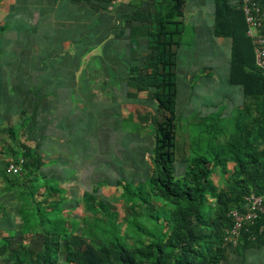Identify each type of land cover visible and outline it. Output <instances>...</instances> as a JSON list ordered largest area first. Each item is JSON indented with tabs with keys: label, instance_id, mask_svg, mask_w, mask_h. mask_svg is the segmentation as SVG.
Wrapping results in <instances>:
<instances>
[{
	"label": "crops",
	"instance_id": "crops-1",
	"mask_svg": "<svg viewBox=\"0 0 264 264\" xmlns=\"http://www.w3.org/2000/svg\"><path fill=\"white\" fill-rule=\"evenodd\" d=\"M137 1L141 0H0V198L21 194L6 178L12 177L7 173L11 163H22L23 175L30 176L35 190L33 202L23 196L35 211L40 234L50 228L45 220L50 216L72 232L83 233L88 225L79 226L72 220L77 216L73 213L81 206L101 208L104 197L97 193L104 187L125 185L126 170L137 174L136 151L119 154L122 147L128 150V144L117 139L120 149L106 148L126 118L113 87H127L129 80L111 63L109 44L114 41L116 50L131 38L123 9L135 7ZM102 8L107 10L98 11ZM93 31L98 41L90 43ZM213 37V42L208 37L209 55L221 57L219 40L227 37L217 33ZM228 40L232 56V40ZM121 54L125 57V51ZM213 65L218 86L228 80L229 86L238 88L239 113L245 112L249 101L243 86L230 83L231 61L228 69L218 62ZM124 94L128 97V92ZM7 215L0 224V241L17 234ZM9 232L15 233L9 236ZM254 253L260 257L254 264H264V246L240 249L225 262L252 264L249 255Z\"/></svg>",
	"mask_w": 264,
	"mask_h": 264
},
{
	"label": "trees",
	"instance_id": "trees-1",
	"mask_svg": "<svg viewBox=\"0 0 264 264\" xmlns=\"http://www.w3.org/2000/svg\"><path fill=\"white\" fill-rule=\"evenodd\" d=\"M150 2L149 13L143 4L126 16L125 27L131 29V38L135 39V46H129L131 57L136 59V43L146 27H133L128 21L140 18L143 21L146 12L158 16L156 29L146 31L153 42L155 75L149 79L140 75L139 79H131L137 88L136 94L131 96L137 97L138 93L155 88L157 112L166 116L154 122L155 174L148 180L149 193L145 194L144 185L133 187V179L121 186L127 196L138 198L136 207L139 201L148 205V219L158 221L166 217L167 223L152 228L137 220H126L139 237L138 244L131 247L110 225L98 226L101 233L97 239L91 229L74 233L62 222L48 218L45 220L51 226L43 231L39 241L26 242L21 233L1 239L0 264H222L240 249L264 246V215L242 231L236 247L225 243L226 230L233 222L231 211H243L246 197L251 193L264 194V150H260L264 144V77L256 68L244 14L237 9L238 3L234 6L229 0H216V33L232 40L230 83L243 86L249 105L245 112L238 113L236 134L219 148L211 149L207 157L193 160L186 176L179 179L173 168L178 95L175 68L186 0H163L157 5ZM101 10L107 9L98 11ZM131 71L137 69L132 67ZM230 163L235 164L234 181H228L218 192L210 177L215 169L222 167L224 170ZM30 166L26 164L27 169ZM6 179L14 188H23L21 197L30 196L33 202L34 182L29 175ZM207 195L212 196L215 203L206 212ZM152 197L174 207L168 217L151 207L149 199ZM101 209L112 224L118 221L109 205L103 204Z\"/></svg>",
	"mask_w": 264,
	"mask_h": 264
},
{
	"label": "rangeland",
	"instance_id": "rangeland-1",
	"mask_svg": "<svg viewBox=\"0 0 264 264\" xmlns=\"http://www.w3.org/2000/svg\"><path fill=\"white\" fill-rule=\"evenodd\" d=\"M229 1L235 6L238 0ZM149 2L157 5L163 3V0H141L137 1V6L134 3L135 7H128L123 10L126 12V15L129 16L132 10H137L144 4L143 7L148 8L149 13ZM215 7L216 0H186L184 8L185 16L182 19V26L180 27L182 35L180 37V47L177 52V64L175 68L178 95L175 159L173 163V168L175 170L174 174L179 179H183L186 176L188 168L193 160L202 156L207 157L211 149L219 148L236 134L237 117L242 108L240 105L242 97H240L241 99L238 97V93H240L238 88L229 86L228 80L226 84L223 85V83H219L218 86V82L215 80L216 72L212 69H215L213 64L216 62L221 64L220 68L228 69L230 68L231 61V44L228 40L230 38L219 40L223 43L222 51L226 53V55H223V52L221 57L209 55V49L207 47L209 42L208 37L211 39V42H213L212 37L216 34V20L214 17ZM148 13L146 12L143 21H141L140 18L128 22L132 23L133 27H143V29L146 27V31L147 29L154 31L156 29L158 16L155 15V13L153 15H148ZM99 25L100 24H96L95 27L98 28ZM93 26L94 25L90 28H93ZM146 31H143V36H140L136 43L138 45L136 47L138 50L137 59L132 58L129 51L130 45L135 46V39H126L122 45L115 47L116 50L113 49V47L116 46L114 45V41L109 44V48H111V63L117 66L120 73L125 74V76L126 74L133 76H129V83L131 81L129 86L116 89L113 87V93H116L118 97L122 99L123 106L121 110L125 112L124 115L126 118L121 120L123 123L122 130L113 135L112 138L110 136L111 142L106 144L107 149H120L121 147L118 145L117 141H115L120 139L123 141L124 146L125 144L129 145L128 150H125L123 147L120 149V155L126 153L125 151H136V162L139 165L137 174L129 169L126 170L125 176H127V180L133 179V187L139 186V184L144 185L146 188L144 190L146 191L145 194L149 193L148 180L155 174L154 157L156 133L154 122L157 119L162 121L164 116H166V114L163 116L161 113L157 112L155 88H150L142 93H138L137 97L131 96L137 92L135 81L133 82L131 79L134 78L133 80H135L137 77L139 79V75L144 79H149L151 75H155V61H153L154 55L152 52L153 42L152 39L146 35ZM97 37L94 31L91 32L89 39L92 41L90 43L97 42ZM124 43H126V45ZM211 44L213 45L211 48H214V43ZM84 45L88 44L84 43ZM106 50L108 51L107 47ZM121 51H125V57L123 56L124 54H121ZM107 59L109 60V57H107ZM207 64H210L208 66L209 68L206 67L203 69ZM132 67L137 69V71L132 72ZM234 91H237L235 97L233 95ZM127 92L128 97L124 94ZM218 92H220V94H218ZM245 105L243 110L249 105V102H245ZM112 106L116 107L114 103ZM116 110L117 109H114V111ZM103 138L104 136H102V139ZM260 150H264V144H262ZM116 161L118 162L119 160L116 159ZM234 172V163L228 164L224 170H222V167L215 169L210 177L212 186L220 192L225 188L228 181L235 177ZM87 186L88 189H92V186ZM1 188L3 189V184L0 178V190ZM22 189L23 188H17L19 192H21ZM97 194L104 197L103 202L105 204L115 209V214L118 217L116 223L112 224L110 222V217L108 218L101 208H96L91 205V210L87 209V206L78 208L77 211L73 213L77 216L72 218V220L79 223V226L85 227V225H88V229L96 233L95 236L97 239L100 237L101 233L99 232L100 229L98 226H103L104 224L110 225L118 235H123L126 242L132 247L138 244L137 240L139 237L130 229L126 220H137L152 228L167 223L165 221L166 217H161L158 221L148 219L146 215V208H148V205L139 201V206L136 207L135 203L138 198H130L131 195L127 196L121 186L104 187L103 190H101V194ZM14 197V199L7 198L6 195L2 199L0 198V224L5 222L4 215L8 214L9 221L13 222L15 225V231L21 233L25 240H35L37 237L40 239V231L42 228L36 225L35 211L30 208L31 205L25 197L22 198L19 194H15ZM128 197L132 199V201ZM149 200L150 203L152 202L150 205H152L151 207L155 211H162L167 217L174 208L169 203L154 197ZM205 200L206 204L204 209L207 212L209 211V207L211 208L215 203V200L210 195H207ZM95 210H97V212L94 213ZM52 217L55 218V216ZM66 217L68 219L70 217L69 214H66ZM78 218H80V222ZM168 232L170 231L168 230ZM14 233L15 232H9L8 235L12 236ZM249 256L251 257L252 264L260 259L255 253ZM224 264L235 263L231 261L228 263L225 262Z\"/></svg>",
	"mask_w": 264,
	"mask_h": 264
},
{
	"label": "built area",
	"instance_id": "built-area-1",
	"mask_svg": "<svg viewBox=\"0 0 264 264\" xmlns=\"http://www.w3.org/2000/svg\"><path fill=\"white\" fill-rule=\"evenodd\" d=\"M237 9L244 14L247 36L253 44L256 68L264 77V0H239ZM22 163H11L7 173L12 176L23 175ZM243 211L233 210L231 228L226 230L225 243L236 247L242 231L249 229L261 215H264V194L251 193L246 197Z\"/></svg>",
	"mask_w": 264,
	"mask_h": 264
}]
</instances>
